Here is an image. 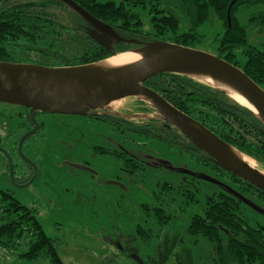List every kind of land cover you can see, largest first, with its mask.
<instances>
[{
	"label": "trees",
	"instance_id": "obj_1",
	"mask_svg": "<svg viewBox=\"0 0 264 264\" xmlns=\"http://www.w3.org/2000/svg\"><path fill=\"white\" fill-rule=\"evenodd\" d=\"M73 1L127 41L113 43L111 50L100 47L87 34L88 24L56 0H0V62L49 68L84 66L153 41L196 49L202 46L203 41L200 28L215 18L221 22L223 29L213 40L212 54L241 69L258 86L264 84V48L248 43L249 29L264 31V0H165L162 8L158 4L151 5L149 0ZM139 8L145 11L148 30L145 29L144 18L134 11ZM252 9L254 12L242 24L237 16ZM144 86L250 158L264 172V126L248 109L218 90L181 75H160L146 81ZM140 104L139 113L150 114L153 111L146 104ZM0 109L13 113L7 122V139L2 141H7L8 146L5 147V154L0 155V171L4 168L11 173L14 181H29L33 170L23 158L32 161L25 155V150L28 142L44 132V122L39 119V115L44 113L34 114L38 129L24 139L20 155L19 140L34 127L29 110L2 104ZM103 117L107 119L110 138L124 139L127 148L140 138L143 146L172 153L187 164V168L193 171L199 169L205 177L227 184L264 212L263 190L219 168L175 129L168 127L167 131L163 122L153 119L142 123L128 121L114 112L105 113ZM8 161L12 165L11 171ZM145 170L142 167L139 171ZM23 176L25 178L21 179ZM174 182L166 184L159 181L150 194L166 198V191L179 193L185 197L180 209L185 211L188 205L195 207L194 193L183 191ZM215 187L218 191L210 192L199 212L190 215L187 236L197 240V243L199 239L210 245L208 264H264V224L249 225L241 216L243 203L223 188ZM161 201L163 210L139 205L145 219L136 226L134 240L150 242L154 237L152 226L161 230L166 225V219L170 220L167 217L168 205L164 204L165 199ZM252 212L258 214L254 210ZM177 214L175 211V217ZM6 248H13V257L26 261L47 258L50 264H63L54 240L44 233L35 210L23 206L10 192L0 190V263Z\"/></svg>",
	"mask_w": 264,
	"mask_h": 264
},
{
	"label": "rangeland",
	"instance_id": "obj_2",
	"mask_svg": "<svg viewBox=\"0 0 264 264\" xmlns=\"http://www.w3.org/2000/svg\"><path fill=\"white\" fill-rule=\"evenodd\" d=\"M149 1L151 5L158 4L162 8L165 0ZM134 11L144 18L145 29L148 30L145 11L141 8ZM252 12L254 9L237 17L244 24ZM222 29L221 22L215 18L209 24H204L199 30L203 37L202 46L196 49L212 54L213 40L222 33ZM248 32V43L253 47L264 48V31L249 29ZM259 86L264 90V84ZM138 102L126 99L111 104L110 109L124 119L136 123H142L149 118L159 119L154 111L150 114L139 113L142 104ZM39 119L44 122V132L28 142L25 150V155L31 158L38 169L33 182L27 187L15 188L10 173L3 169L0 171V190L10 192L23 206L35 210L44 233L54 240L58 257L63 264H208L211 256L210 245L199 239L197 245H193L195 239L185 237L190 215L199 211L190 205L185 212L180 209V203L185 202V197L179 193L168 191L167 197L175 201L178 215L173 219L171 229L168 227L169 231H166L162 242L156 244V239L153 238L150 242L143 243L134 240L136 226L145 219L139 205L152 206L150 192L154 184L181 178L180 175L162 168L164 161L168 159L166 153L161 154L158 148H151L146 153V147L140 146L141 139H137L135 152L132 154L145 161L146 170L138 174L136 189L130 194L126 192L123 200L125 204L119 208L116 198L122 191L111 185L97 189L93 182L95 179L91 180L86 171L66 165H80L83 161L90 160L94 170L102 171L110 179L115 175L116 168L104 164V159L90 158L91 145H98L101 141V137L97 136L98 130H101L97 123H88L83 116L69 115L42 114ZM85 123L88 124L87 128L84 127ZM75 129H82L79 142L76 138L80 136V132L74 131ZM170 160V165L174 166L172 168L186 167L176 157H171ZM198 186L202 192L194 194V200L199 206H202L210 192L218 191L215 186L206 182L200 181ZM105 199L109 201L108 205L104 202ZM243 212L241 216L249 225L264 224L263 216L244 208ZM180 238L185 240L184 245L179 244ZM117 244L121 249L131 251L137 260L127 255L130 253L120 252L115 247ZM1 263L50 264L47 258L26 261L13 256Z\"/></svg>",
	"mask_w": 264,
	"mask_h": 264
},
{
	"label": "water",
	"instance_id": "obj_3",
	"mask_svg": "<svg viewBox=\"0 0 264 264\" xmlns=\"http://www.w3.org/2000/svg\"><path fill=\"white\" fill-rule=\"evenodd\" d=\"M56 1L70 8L88 24L87 34L100 47L111 50L113 43L127 41L119 37L112 27L93 17L73 0ZM128 52L139 55L140 60L116 69L101 68L105 60L111 57L94 64L62 68L0 62V104L28 109L29 117L34 123L33 130L19 140V154L24 139L38 129L34 119L35 113L64 116L89 114L97 116L98 112L118 114L110 109L111 104L134 99L149 106L159 120L182 134L219 168L264 191V172L258 167L251 168L247 163L239 164L233 153L235 151L245 158L248 157L177 110L155 91L144 86V83L164 74L194 79L218 90L238 105L248 109L263 126L264 90L238 67L197 49L164 41H153L123 53ZM119 54L122 53L112 57ZM197 76L208 77L215 84L229 87L243 98L247 105H241L227 92L201 81ZM67 165L73 169L91 171L84 166ZM10 177L12 179L11 173ZM201 178L219 184L208 177ZM237 196L255 211L264 214L263 211ZM133 258L137 260V257Z\"/></svg>",
	"mask_w": 264,
	"mask_h": 264
},
{
	"label": "flooded vegetation",
	"instance_id": "obj_4",
	"mask_svg": "<svg viewBox=\"0 0 264 264\" xmlns=\"http://www.w3.org/2000/svg\"><path fill=\"white\" fill-rule=\"evenodd\" d=\"M104 113L105 112H98L97 116H92L90 114L83 116L85 118V120H87L88 123H92V124L97 123V126H99V128H101L100 125L102 126L101 130H98V134H97L98 137H101V141L98 145H96L94 143L91 145V147H90V152H91L90 158L91 159L92 158L104 159V160H102L104 164H109L114 169L116 168L115 175L113 174V177L110 179L107 176H105L102 171L94 170L92 168V163H90V160L89 161H83L80 165L87 167V168H89V170H91V171H86V172L89 174V178L91 180L95 179L93 182H94V185H96L97 189H100L102 186L111 185V186L119 189L120 191H122V192L118 193L117 198H116L117 199V201H116L117 207H119V206L121 207V206H124V204H125L123 202V200L125 198L126 192H128L130 194L133 190L136 189V186H137L136 183H138L136 178H137L138 174L140 173L139 170H141L142 167L145 168V161L142 159L141 160L138 159L137 156L132 154V152L133 153L135 152L134 149L137 145V142L131 146H128L129 148H127V145H126L127 141H125L124 139L115 140V139L110 138V136L107 132L108 126H109L107 119H105L102 115ZM12 115H13L12 111L0 109V155L5 154V147L8 146L7 141H5V142H2V141L4 139H7L6 133H8V129H9L7 122H8L9 117L12 118ZM77 118H81V117H77ZM4 119L6 120V122L4 121ZM149 119H151V118H149ZM153 120H156V119H153ZM157 121L162 122L159 119H157ZM84 127L87 128L88 124L85 123ZM33 128L31 130H33ZM164 128L168 131V126L164 125ZM31 130L27 131L25 134L29 133ZM81 130L82 129H75L74 130V131L80 132V136H78L76 138L77 142H79L81 140V136H82ZM25 134H23V136ZM140 146L143 148L146 147V153H149V151L152 150L151 148H148L147 146H143L141 143H140ZM100 152H102V153L99 154ZM159 152L161 154L163 153L162 151H159ZM127 153H130V154L127 155ZM164 153H166L167 158L169 160L171 157H174L172 153H169V152H164ZM168 159H167V161H164L162 168L167 170V171L174 172L175 174H178L181 176V178H179V180L175 181L174 183H176L177 187H181L183 191H190V192L192 191L194 194H198V193L202 192L201 188L198 186V182H200V181L206 182V183H209L213 186H217V187L219 186V187L223 188L224 190L228 191V193H230V195L232 194V196H235L238 200H240L243 203V205L241 206V212L242 213H244L243 208L246 210L248 208H250L252 211L254 210L248 204H246L243 200H241L237 196L239 194H237V192L235 190H233L231 187H229L227 184H225L219 180H216V179H213V180H215L219 184L212 183V182H209V181L202 179L201 177H205V176L200 172L199 169L197 171H193V170L185 167L184 165H183V167H185V168H177V169L172 168L174 166H171L169 164L171 160L169 161ZM127 161H129L131 164L127 165ZM179 161H181V160H179ZM8 162H10V161H8ZM25 162L31 166V168L33 170L32 176L29 179V181H26V182H24L25 179H22V178H25V176L20 177L22 180H19V181H14L13 177H12V179L10 177L12 184H13V186H15V188H24V187H27L28 185H30L34 180L35 173H37V170H38L37 166L32 161L26 159ZM181 162H183V161H181ZM2 163L5 164V162H2ZM66 165H67V163H66ZM10 167H12L11 162L9 163V169H10ZM135 167L138 168L139 170H137ZM132 168H134V169H132ZM188 172L191 174H188ZM17 180H18V178H17ZM165 183L167 184V182H165ZM160 194L163 195V193H161V192H160ZM165 194H166V198H164L163 196L159 197V196H157V194H155L154 197L151 195L152 206H150V208L151 209L152 208H158V209L163 210L164 206H163V202L161 201V199H165L164 204L168 205V209H169L168 210L169 213L167 214V217H170V220L166 219V221H167L166 225L161 230L156 228L155 226L154 227L152 226V231H153V235H154L153 238L156 239V241H155L156 244H160L162 242L164 235H166V231H169L168 227H170V229H171V225H173V222H174L173 219L175 218V215H174L175 214V207L173 205L174 201H173V199L167 197V195H168L167 191L165 192ZM226 196L229 197L228 195H226ZM240 197L243 198L242 196H240ZM243 199H245V198H243ZM246 201H248V200H246ZM104 202L107 205L109 203V201L107 199H105ZM248 202L250 203V201H248ZM194 205H195L194 208H196L199 211L200 206L197 203L196 204L194 203ZM248 211H250V210L248 209ZM255 212H257V211H255ZM257 213L260 214L261 216H264V214H262V213H259V212H257ZM185 237L190 239L187 236L186 231H185ZM178 242H179V244L184 245L185 240H183V238H180L178 240ZM192 244L197 245V242L194 241ZM115 247H117V249L120 252H123L125 254L130 253V254H127L130 257H136L133 255V253L131 251H126V250L121 249L118 244L115 245ZM178 254L179 253H177V255Z\"/></svg>",
	"mask_w": 264,
	"mask_h": 264
},
{
	"label": "bare ground",
	"instance_id": "obj_5",
	"mask_svg": "<svg viewBox=\"0 0 264 264\" xmlns=\"http://www.w3.org/2000/svg\"><path fill=\"white\" fill-rule=\"evenodd\" d=\"M140 60V56L135 54V53H123V54H119L117 56L111 57L107 60H105V62L103 63V69H116V68H120V67H125L128 65H131L137 61ZM201 81L211 84V85H215L218 88H220L221 90L227 92L228 94H230L235 100H237V102H239L241 105H247V102L239 97L237 94H235V92L230 89L229 87L225 86V85H220V84H215L214 82H212V80L208 77L205 76H197ZM114 104V103H113ZM199 129V128H198ZM200 130V129H199ZM201 131V130H200ZM202 132V131H201ZM234 157L236 158L237 162L239 164L241 163H247L251 168L255 169L257 168V165L255 164L254 161L249 160L248 158H245L244 156H241L240 154L236 153L234 151Z\"/></svg>",
	"mask_w": 264,
	"mask_h": 264
},
{
	"label": "built area",
	"instance_id": "obj_6",
	"mask_svg": "<svg viewBox=\"0 0 264 264\" xmlns=\"http://www.w3.org/2000/svg\"><path fill=\"white\" fill-rule=\"evenodd\" d=\"M13 250L12 249H5L1 255V259H8L9 256L12 254Z\"/></svg>",
	"mask_w": 264,
	"mask_h": 264
}]
</instances>
